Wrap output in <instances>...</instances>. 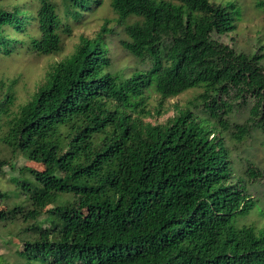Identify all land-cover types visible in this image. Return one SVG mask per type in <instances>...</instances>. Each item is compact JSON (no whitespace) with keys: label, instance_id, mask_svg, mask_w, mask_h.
I'll list each match as a JSON object with an SVG mask.
<instances>
[{"label":"trees","instance_id":"16d2710c","mask_svg":"<svg viewBox=\"0 0 264 264\" xmlns=\"http://www.w3.org/2000/svg\"><path fill=\"white\" fill-rule=\"evenodd\" d=\"M35 1L0 5V59L58 53L63 35L101 3ZM109 5L118 22L132 20L119 43L137 66L113 71L103 26L52 64L8 121L0 142L43 170L20 168L13 192L0 191V222L24 226L22 248L0 264H264V226L242 222L256 204L243 175L253 183L262 173L247 161L235 175L213 135L241 142L257 130L264 149V66L211 40L233 29L234 4ZM191 90L164 123L144 121L152 95L158 111ZM5 167L13 173L0 160V175Z\"/></svg>","mask_w":264,"mask_h":264},{"label":"rangeland","instance_id":"374dc122","mask_svg":"<svg viewBox=\"0 0 264 264\" xmlns=\"http://www.w3.org/2000/svg\"><path fill=\"white\" fill-rule=\"evenodd\" d=\"M217 5L232 3L230 9L232 15L233 29L226 34L213 32L211 40L222 44L233 50L235 53L247 55H258L259 62L264 66V0H209ZM24 4L30 9L36 7L35 0H0V5L11 7L15 4ZM132 20L118 22L117 16L111 10L109 0H101V3L87 16L81 19L80 24L72 27L70 34L63 35L61 50L53 55L31 54L25 51L14 54L11 57L0 59V81L5 82V87L0 91V108L6 112L0 114V138L7 128L8 121L17 113L18 108L26 103L35 92L37 85L43 80L49 67L68 56L74 50L80 37L92 39L97 36L101 28L111 30L105 36V43L108 45L109 58L112 61L113 71L128 70L137 66L130 57L124 54L120 47V39L124 38L122 30L125 24ZM12 85L8 91L6 88ZM8 91V92H7ZM6 93L13 95L11 104H5ZM196 94V91H187L175 98L167 100L162 108L155 111L156 97L150 98L151 116L144 118L145 122L151 124H162L176 113L177 109L188 106V102ZM4 105V106H3ZM158 112V113H157ZM246 115L238 121L242 123ZM214 137L222 136L229 157L235 170V175H243L247 161L251 162L262 177L250 183L247 176L243 175L247 183V191L251 198L256 200L255 208L242 220L243 223L253 224L256 228L264 226V149L261 145V135L255 130L250 137L241 142L229 140L225 133H214ZM212 137V136H211ZM0 160L10 161L14 165L13 173L7 167L0 175V191L13 192L14 185L10 184L9 178L16 176L18 169L29 167L35 170H43V165L38 162L28 161L21 156H12L5 146L0 142ZM12 174V175H11ZM27 177V175H25ZM7 202L0 198V208ZM45 226V224L43 225ZM24 226L0 222V257L8 262L14 259L15 251L22 248L19 238L22 235Z\"/></svg>","mask_w":264,"mask_h":264}]
</instances>
